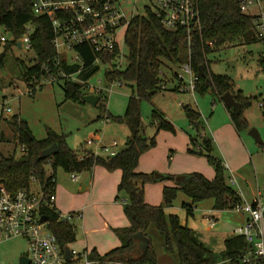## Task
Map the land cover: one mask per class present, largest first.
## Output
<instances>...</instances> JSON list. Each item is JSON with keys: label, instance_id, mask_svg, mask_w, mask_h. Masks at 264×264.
Returning <instances> with one entry per match:
<instances>
[{"label": "trees", "instance_id": "obj_1", "mask_svg": "<svg viewBox=\"0 0 264 264\" xmlns=\"http://www.w3.org/2000/svg\"><path fill=\"white\" fill-rule=\"evenodd\" d=\"M199 8L202 29L192 33L190 46L186 30L166 29L150 9L146 14L137 15L130 21L125 32L128 65L124 70L108 69L106 72L111 81L119 79L121 82H134L137 88V95L130 97L125 114L117 118L128 125L130 134L127 137V146L116 155H95L86 149L82 151L81 156L82 153L69 146L65 134L48 128L47 137L38 139L32 134L26 119L18 114L12 119L20 143H25L28 147L20 157H17L15 152L11 155H0V184L12 193L22 188H30L32 176L41 184L51 185V178L55 176L58 167L69 173L92 170L96 165H102L110 171L122 170L117 199L124 202V210L130 225L115 229L122 242L120 246L104 254H100L96 249L90 251V258L98 259L103 264H108L112 260L156 264L155 249L148 235L151 225H155L163 235L166 249L177 252L181 264H248L243 262L242 254L249 245L243 235L228 237L225 241V250L221 255H217L193 228L181 222L178 214L166 211L167 207L173 205L180 190L192 199L191 203L183 205L189 215L193 214L195 203L206 198H213L217 209H232L242 201L238 191L227 182L225 164L213 154L211 138L201 135L198 139L190 133L193 146L189 151L207 156L209 162L214 165L215 177L209 179L201 172L184 175L185 180L181 186H165L164 201L161 204H150L145 199L144 185L156 180V172L137 170L141 155L157 143L155 138H149L145 133L140 102L143 98H150L165 89V79L161 76L160 70L166 67L167 61L191 63L198 76L196 91L205 93L212 90L220 98L224 93L232 92L241 104L240 110L227 107L232 122L238 131L249 128L244 111L252 103L250 96L244 95L242 89L235 88L230 75L214 72L210 68L208 55L229 42L252 43L264 40L255 23L257 16L242 11L236 0H199ZM29 24L34 27L30 39L35 62L23 65L21 75L29 86L38 83L40 88L44 85L42 80L47 74L45 66L54 67L58 56L52 42L54 37L52 23L47 16L35 15L30 0H0V26H4L13 37V40L5 43L19 45V40L27 32ZM76 49L83 59V69L78 76L85 82L99 69V64L95 63L97 58L115 65L114 60L120 50L117 47L113 53L100 54L94 52L91 45L86 42L77 45ZM4 55L5 53L0 54V63L3 62ZM262 61L264 62V58ZM60 65L67 72L78 71L81 66L79 63H69L64 58ZM173 73L178 77L177 71ZM63 81L66 98L83 101L82 97L88 94L85 92V83L70 79ZM97 105H101L105 113L107 108L102 95ZM186 114L193 127L199 129L202 126L199 112L187 107ZM106 118H112L110 113ZM155 121L158 130H176L175 125L161 113H157ZM4 135L1 134V137ZM55 142L59 144V151L53 156L41 159V150ZM48 164L52 167L50 173ZM176 177L177 175H171L172 179ZM41 211L48 215V227L56 235L63 250L76 241L75 224L61 219L55 206L42 207ZM143 238L147 243L141 246Z\"/></svg>", "mask_w": 264, "mask_h": 264}, {"label": "rangeland", "instance_id": "obj_2", "mask_svg": "<svg viewBox=\"0 0 264 264\" xmlns=\"http://www.w3.org/2000/svg\"><path fill=\"white\" fill-rule=\"evenodd\" d=\"M133 3L135 2L133 1ZM148 4L147 0L137 1V10L140 14L147 11ZM262 7L264 8V0H262ZM260 12L261 7L258 3L251 4L246 11L252 16H257ZM125 32L126 27L120 29L117 38L123 49V55L119 59L121 62L120 70H124L128 65ZM258 32H261V27H258ZM2 34L6 35L9 41L13 40L12 35L6 31L4 26H0V35ZM1 53H5V55L3 62L0 63V155L14 154V150L17 157L23 154L18 135L12 125V119L17 114L27 120L30 130L36 138L46 137L48 128H51L60 134H65L69 146L78 153H83V150L89 148L96 149L99 146L98 142L92 145L87 144V140L93 134L105 144L117 139L119 141L115 147L117 150H122L127 146L129 129L125 122H121L117 118L125 114L130 97L137 95L134 82L121 83L119 79L111 81L106 74L110 65L100 62L99 69L87 80L85 92L91 93L87 84L102 89L99 95H102L106 102L107 109L104 113L101 105L66 98L63 88L64 81L62 80L48 82L40 88L38 84L36 90H30V86L22 78L21 70L23 65H31L35 62V53L33 49L27 47L26 43L20 47L11 43L0 42ZM62 57L68 62H73L75 51L63 49ZM208 58L210 59V68L214 72L230 75L235 88H242L244 94L250 96L252 103L245 109L244 115L249 118L251 125L249 124L248 129H244V136L249 142L252 141L249 130L255 128L260 133L261 141L264 142V107L260 105V101L264 100V62L262 61L264 58V40L252 43L229 42L209 53ZM166 63V67H163L165 89L158 91L150 98H143L140 102L141 119L145 133L157 141L158 132L166 130H158L157 128L155 120L157 113H161L167 117L169 114L175 119L170 118L174 124L177 122L188 133L200 139L199 131L192 127L186 114L187 107H195L201 110L203 117H209L215 105L217 103L224 105L223 101L212 90L205 93L172 90L174 84L178 82V77L174 75L173 71H183L180 63L169 61ZM187 78L188 76L185 74V79ZM180 102L184 105H179ZM202 108L205 111H202ZM108 113L112 117L109 121L106 118ZM204 126L206 127V125ZM200 129L204 130L202 127ZM3 133L6 136L1 137ZM257 149L262 153L259 155L264 157V146L258 144ZM47 168H49V173L52 172L51 165L48 164ZM79 176L77 179H73L72 173L66 172L61 167L57 168V184L66 189L67 195L69 192L80 195L83 178ZM83 177L85 178L86 175ZM120 196L122 199L123 194ZM186 196L187 194L180 190L177 198H175V211L180 214L184 222H186L187 210L183 209L181 204ZM210 199L212 198H206L203 201ZM120 201L122 202V200ZM103 212L107 215L108 209L105 208ZM242 212L235 209L226 210L223 221L227 224V229H230L231 225H235L238 221L237 217L240 216L239 213ZM199 215L200 212H197L196 219L189 217V223L199 225V217L201 216ZM94 219L95 215L92 214V222ZM72 222L77 224V240L70 247L83 250L82 241L85 238V232L81 227V220H72ZM95 222L99 223L97 220ZM97 223H90V225ZM217 228H221V223ZM148 235L155 249L156 264H181L177 252L166 249L164 237L155 225L149 227ZM143 239L141 246L147 243L146 239ZM222 250V245L216 247V254L221 255ZM28 251L29 244L25 238L0 236V264H22L21 256L27 254ZM66 264L85 263L81 259Z\"/></svg>", "mask_w": 264, "mask_h": 264}, {"label": "built area", "instance_id": "obj_3", "mask_svg": "<svg viewBox=\"0 0 264 264\" xmlns=\"http://www.w3.org/2000/svg\"><path fill=\"white\" fill-rule=\"evenodd\" d=\"M32 9L37 16H47L53 26L55 45L58 56L55 59L54 67L45 66L46 77L42 83L70 79L83 82L79 72L83 69V59L76 49L81 43H89L92 50L100 54H108L116 51L119 47V53L115 65H110L112 70H118L121 62L119 59L123 55V49L118 41L120 29L128 27L130 21L140 14L137 10L138 0H30ZM133 1L135 3H133ZM147 10H152L159 18L163 27L168 30L184 29L188 34L189 46L191 36L194 31L202 29L201 12L199 0H147ZM242 11L246 12L251 4L258 3L261 7L260 14L257 15L255 23L261 27L259 34L264 37V8L262 0H236ZM30 24L27 25V32L20 38L21 46L26 43L28 48L32 49ZM7 36L0 35V42H7ZM74 50L75 57L73 62L81 66L78 71L67 72L60 62L63 59L62 51ZM65 59V58H64ZM105 63L101 58H97L95 63ZM183 72H177L178 87L182 91L196 92L198 76L194 72L189 61L181 64ZM161 76H164L163 69L160 70ZM185 74L188 76L185 79ZM123 83V82H121ZM35 86H30V90H36ZM39 87V86H38ZM91 93L100 94L102 89L91 87L87 84ZM165 88V84H164ZM264 107V100L260 101ZM7 110V109H6ZM10 110V108H8ZM107 120H110L107 118ZM98 142L96 149L89 148L95 155L113 156L120 150L115 147L119 144L118 140H113L109 144L102 143L99 137L91 135L87 140L88 145ZM21 144L22 153L27 151V145ZM104 153V154H103ZM83 156V153L82 155ZM77 173H72V178L77 179ZM38 182L35 176L31 177L32 182ZM233 183H237L234 177H231ZM55 184L56 177L52 176L51 185L41 184L39 188L33 190L22 188L15 193L10 192L3 184H0V236L5 238L22 237L29 244L27 256L31 264H66L74 260H84L85 264H103L98 259H91L88 250L72 249L71 260L68 261L65 250L58 243L56 235L49 229L48 221H42V207L55 206ZM233 209L246 212L249 217L245 224L236 228L237 235H243L249 243L247 249L243 252V262L248 264H264V199L259 192L254 202L241 201ZM60 218L71 221L75 216L82 217V213H59ZM108 264H140L127 260H112Z\"/></svg>", "mask_w": 264, "mask_h": 264}, {"label": "crops", "instance_id": "obj_4", "mask_svg": "<svg viewBox=\"0 0 264 264\" xmlns=\"http://www.w3.org/2000/svg\"><path fill=\"white\" fill-rule=\"evenodd\" d=\"M178 84V82L175 83L172 90L182 91L177 88ZM223 104L217 103L209 117H203L201 110L191 107L199 112V120L203 124L201 127L204 130L202 131L200 128L197 130L200 135L212 139L213 154L225 164L227 182L238 191L242 201L254 202L259 192L264 199V157L263 155H259L262 153L257 149V145L264 146V142H258L255 139V143L254 137L252 136V141L249 142L244 136V130L238 131L236 129L227 108L228 106H226L224 101ZM202 111L205 110L203 109ZM167 115L169 117L166 115L165 117L173 123L171 119H175L169 114ZM246 119L251 125L249 118L246 117ZM174 125L176 128L175 132L168 130L159 131L156 145L144 152L140 157V162L137 167L138 171L160 172L165 175L163 178L156 179L144 185L145 199L150 204L158 205L164 201L163 191L165 186H181L183 184L185 178L177 181L176 178L172 179L171 175H187L192 172H201L209 179H213L216 174L214 165L209 162L207 156L189 151V148L193 146L190 133L179 126L177 122ZM194 128L197 127L194 126ZM78 174L83 178V181H81L80 195L71 192L67 195V192H65L66 189L59 187L57 184L56 171L55 208L62 214L82 213V217L77 218L75 216L73 220H81V227L85 232V238L82 241L83 250L91 251L92 249H96L100 254H104L122 244L115 229L130 225V220L124 210V202L117 199L122 170L115 169L110 171L102 165H96L92 170L77 173V176H79ZM84 175H86L85 178L83 177ZM231 177H234L237 183H233ZM31 188L33 190L38 189V182H32ZM175 200L172 206L166 208V211L168 213H176L180 216L175 211ZM191 202V197L187 195L182 200V208L186 210L183 206L184 203ZM105 208L108 209L107 215L103 212ZM226 210L228 209L215 208V200L212 198L208 201L201 200L196 202L193 214L189 215L187 212L186 222L183 221L181 216L180 218L183 224H187L193 228L200 235L201 240L210 245L214 251L216 247L222 245L223 252L226 247V239L236 235V228L245 224L249 217L246 212L241 211L242 213H239L240 216L237 217L239 222L236 221L235 225H231L230 229H227V224L223 221ZM197 212H200L201 215H199L200 224H190L189 217L196 219ZM92 214L95 215L94 222L91 220ZM95 220L99 221V223L95 222ZM90 223L97 224L90 225ZM220 223L221 228H217Z\"/></svg>", "mask_w": 264, "mask_h": 264}, {"label": "water", "instance_id": "obj_5", "mask_svg": "<svg viewBox=\"0 0 264 264\" xmlns=\"http://www.w3.org/2000/svg\"><path fill=\"white\" fill-rule=\"evenodd\" d=\"M19 46L21 47L20 42H19ZM100 98H101V96L99 94L90 93V94H85L82 97V100L85 102H89L93 105H97ZM221 98L224 101V103L226 104V106H228L232 109L240 110L241 104H240V102H238L236 100V98L234 97L232 92L229 91V92L224 93ZM249 134L252 135L258 142H260L262 140L259 131L255 128H251L249 130ZM30 138H32V135L30 136ZM58 151H59V144L57 142L52 143V144L48 145L47 147H45L44 149L41 150L40 158L41 159L48 158V157L56 154ZM155 177H156V179H160V178L165 177V175L160 173V172H156ZM184 178H185L184 175H177L176 180L181 181ZM48 219H49L48 215H46V214L42 215V218H41L42 221H48ZM65 253H66L67 260L70 261L71 257H72V249L70 246H67L65 248ZM20 261L22 264H31L30 258L26 254L21 256Z\"/></svg>", "mask_w": 264, "mask_h": 264}]
</instances>
